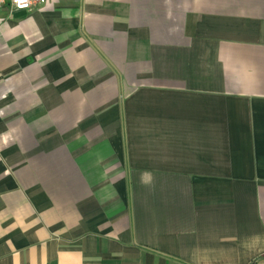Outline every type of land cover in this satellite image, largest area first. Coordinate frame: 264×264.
I'll return each instance as SVG.
<instances>
[{
  "label": "crops",
  "instance_id": "0c3cea01",
  "mask_svg": "<svg viewBox=\"0 0 264 264\" xmlns=\"http://www.w3.org/2000/svg\"><path fill=\"white\" fill-rule=\"evenodd\" d=\"M0 264H264V0L1 10Z\"/></svg>",
  "mask_w": 264,
  "mask_h": 264
},
{
  "label": "built area",
  "instance_id": "2783aa9c",
  "mask_svg": "<svg viewBox=\"0 0 264 264\" xmlns=\"http://www.w3.org/2000/svg\"><path fill=\"white\" fill-rule=\"evenodd\" d=\"M47 0H0V11L7 10L14 11H31L36 6H41L46 3Z\"/></svg>",
  "mask_w": 264,
  "mask_h": 264
}]
</instances>
